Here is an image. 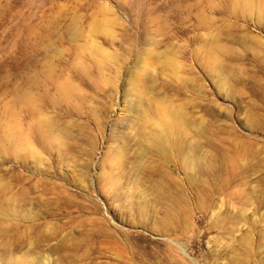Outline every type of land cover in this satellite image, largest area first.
<instances>
[{"label":"rangeland","instance_id":"1","mask_svg":"<svg viewBox=\"0 0 264 264\" xmlns=\"http://www.w3.org/2000/svg\"><path fill=\"white\" fill-rule=\"evenodd\" d=\"M0 264H264V0H0Z\"/></svg>","mask_w":264,"mask_h":264}]
</instances>
